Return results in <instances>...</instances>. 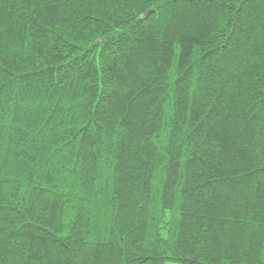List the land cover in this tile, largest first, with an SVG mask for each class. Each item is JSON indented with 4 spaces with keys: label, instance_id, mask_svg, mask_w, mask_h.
<instances>
[{
    "label": "trees",
    "instance_id": "1",
    "mask_svg": "<svg viewBox=\"0 0 264 264\" xmlns=\"http://www.w3.org/2000/svg\"><path fill=\"white\" fill-rule=\"evenodd\" d=\"M264 264V0H0V264Z\"/></svg>",
    "mask_w": 264,
    "mask_h": 264
},
{
    "label": "rangeland",
    "instance_id": "2",
    "mask_svg": "<svg viewBox=\"0 0 264 264\" xmlns=\"http://www.w3.org/2000/svg\"><path fill=\"white\" fill-rule=\"evenodd\" d=\"M166 264H175V263H173V262H167Z\"/></svg>",
    "mask_w": 264,
    "mask_h": 264
}]
</instances>
